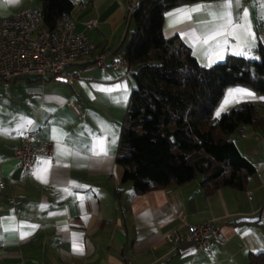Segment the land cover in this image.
Masks as SVG:
<instances>
[{
    "label": "crops",
    "instance_id": "0c3cea01",
    "mask_svg": "<svg viewBox=\"0 0 264 264\" xmlns=\"http://www.w3.org/2000/svg\"><path fill=\"white\" fill-rule=\"evenodd\" d=\"M78 31L86 22L95 53L107 51L106 67H69L73 83L30 75L8 86L0 81V264H249L264 251V129L246 126L231 137L255 167L245 191L222 188L206 196L196 178L170 189L137 194L117 162L122 121L135 88L132 76L113 66L125 55L134 24L130 0H72ZM208 0L165 15V37L179 35L201 65L228 55L256 58L264 45V0ZM41 0H0V19ZM246 14V16H245ZM247 24V29L244 25ZM135 68L132 67V73ZM241 89L244 95L235 90ZM231 93V95H230ZM264 95L229 87L216 116ZM264 110V108H263ZM35 131L53 140L54 154H39L32 173L15 157L22 136ZM189 224L213 221L221 239L207 248L175 244L164 235Z\"/></svg>",
    "mask_w": 264,
    "mask_h": 264
},
{
    "label": "trees",
    "instance_id": "16d2710c",
    "mask_svg": "<svg viewBox=\"0 0 264 264\" xmlns=\"http://www.w3.org/2000/svg\"><path fill=\"white\" fill-rule=\"evenodd\" d=\"M208 0H139L125 57L135 80L122 129L117 162L137 194L170 189L200 178L206 196L222 188L245 191L254 165L232 139L246 126L264 129L263 105L241 101L221 115L217 109L229 87L246 86L264 95V45L257 57L228 55L203 66L179 35L165 37L166 13ZM72 0H41L45 23L54 28L71 14ZM249 264H264V251Z\"/></svg>",
    "mask_w": 264,
    "mask_h": 264
},
{
    "label": "built area",
    "instance_id": "2783aa9c",
    "mask_svg": "<svg viewBox=\"0 0 264 264\" xmlns=\"http://www.w3.org/2000/svg\"><path fill=\"white\" fill-rule=\"evenodd\" d=\"M139 0H130L127 20H130ZM97 25L95 20L86 22V30L76 29V20L71 14L62 15L54 28H49L40 7H28L8 17L0 19V81L8 86L12 81L24 76H40L73 83L69 67L92 63L97 67H106L107 51L95 53V47L88 35V30ZM113 66L125 75L132 74V66L125 55L116 56ZM22 145L15 148V157L21 167L32 173L38 155L53 156L54 141L38 138L35 131H28L22 136ZM5 184L0 166V194ZM180 228L164 235L168 242L181 244L192 241L198 248H207L213 240L221 239L219 227L213 221L189 224L186 214L180 211Z\"/></svg>",
    "mask_w": 264,
    "mask_h": 264
},
{
    "label": "snow or ice",
    "instance_id": "6c2138e0",
    "mask_svg": "<svg viewBox=\"0 0 264 264\" xmlns=\"http://www.w3.org/2000/svg\"><path fill=\"white\" fill-rule=\"evenodd\" d=\"M232 2H233V0H226L225 5H224L225 9L230 8L231 5H232ZM245 16H246V14H245ZM244 27L247 29V24H245ZM235 91L238 92V93H243L244 95H251L250 93H245L241 89H237ZM230 95H231V93H230Z\"/></svg>",
    "mask_w": 264,
    "mask_h": 264
}]
</instances>
